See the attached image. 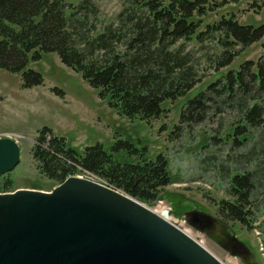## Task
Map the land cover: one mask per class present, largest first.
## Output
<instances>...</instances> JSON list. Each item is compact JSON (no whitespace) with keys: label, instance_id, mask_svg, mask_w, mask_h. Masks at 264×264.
Instances as JSON below:
<instances>
[{"label":"rangeland","instance_id":"1","mask_svg":"<svg viewBox=\"0 0 264 264\" xmlns=\"http://www.w3.org/2000/svg\"><path fill=\"white\" fill-rule=\"evenodd\" d=\"M89 1V7L94 8L87 18L92 37L108 24L115 27L117 14L127 5L126 0ZM228 14L235 15L242 25L264 27V0H227L203 20L212 22ZM220 36L216 33L202 42L194 37L179 40L170 47L175 49L182 44L200 81L177 99H165L161 104L164 111L151 120L129 118L120 113L109 104L107 97L100 95L99 88L92 87L80 72L63 64L56 52H42L38 59L32 58V52L28 53L27 67L43 77L41 84L30 88L23 87L20 72L0 68V137H11L20 149L18 164L12 171L0 175V181L4 182V178L11 181L8 191L17 188L50 190L59 184L39 172L32 155L38 131L44 127L53 135L64 137L67 145L79 152L100 143L120 162L143 163V158L154 161L161 155L167 160L171 180L160 190L157 200L148 205L157 211L168 208L170 221L224 264H244L239 257L230 255L205 234L190 227L183 214L199 209L219 216L216 204L221 199L231 198L227 191L231 176L249 172L254 181L255 214L251 222L254 227L228 222L236 236L259 259V264H264V87L260 88L258 80L253 81L245 72V88L236 86L229 93L224 89L207 91L208 105L203 120L179 123L187 101L208 83L230 69H238L246 61L254 68L257 64L264 65V30L250 45L227 44L228 50L237 54L230 64L223 63L221 58ZM224 82L221 78L219 88ZM254 103L262 106L263 111L257 123L245 116ZM236 126L240 129L238 132L234 130ZM243 136L246 139H242ZM73 175L104 181L86 170Z\"/></svg>","mask_w":264,"mask_h":264},{"label":"trees","instance_id":"2","mask_svg":"<svg viewBox=\"0 0 264 264\" xmlns=\"http://www.w3.org/2000/svg\"><path fill=\"white\" fill-rule=\"evenodd\" d=\"M89 2L0 0V68L20 72L23 87L30 88L41 84L43 77L27 67L28 53L38 59L42 52H56L63 64L80 72L92 87L99 88L100 95L107 97L120 113L151 120L164 111L161 104L165 99H177L200 81L182 44L170 49L177 41L194 37L202 42L218 33L222 39L221 58L223 63L230 64L237 54L228 50L227 44L250 45L264 30L263 26L240 24L233 14L204 22L208 13L227 0H126L127 5L117 14V25L108 24L92 37L87 18L94 8L89 7ZM245 72L253 81L258 80L260 88L264 87V65L254 68L246 61L189 99L181 111L180 125L203 120L209 91L224 89L229 93L236 86L245 88ZM221 78L225 82L219 88ZM262 115V106L257 103L245 112L254 123ZM234 130L240 129L236 126ZM32 155L39 172L57 183L86 170L147 205L157 200L160 190L171 180L167 160L161 155L154 161L143 158V163L120 162L100 143L79 152L46 127L38 131ZM10 187V180L0 181V191ZM253 188L251 173L232 175L227 190L231 198L216 204L217 214L227 221L254 227Z\"/></svg>","mask_w":264,"mask_h":264},{"label":"water","instance_id":"3","mask_svg":"<svg viewBox=\"0 0 264 264\" xmlns=\"http://www.w3.org/2000/svg\"><path fill=\"white\" fill-rule=\"evenodd\" d=\"M11 137H0V175L19 162ZM185 222L239 257L259 264L232 225L191 209ZM0 264H224L157 211L104 181L70 175L50 190L0 192Z\"/></svg>","mask_w":264,"mask_h":264},{"label":"bare ground","instance_id":"4","mask_svg":"<svg viewBox=\"0 0 264 264\" xmlns=\"http://www.w3.org/2000/svg\"><path fill=\"white\" fill-rule=\"evenodd\" d=\"M170 213V212H169ZM178 226V225H177ZM181 228V227H180ZM195 239V238H194ZM199 242V241H198ZM211 252V251H210ZM212 253V252H211ZM221 261V260H220Z\"/></svg>","mask_w":264,"mask_h":264},{"label":"built area","instance_id":"5","mask_svg":"<svg viewBox=\"0 0 264 264\" xmlns=\"http://www.w3.org/2000/svg\"><path fill=\"white\" fill-rule=\"evenodd\" d=\"M85 172V171H84ZM87 173L89 174V172L87 171ZM80 176H83V175H80Z\"/></svg>","mask_w":264,"mask_h":264}]
</instances>
